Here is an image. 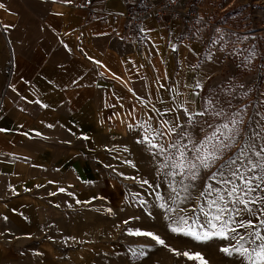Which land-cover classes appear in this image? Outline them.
I'll use <instances>...</instances> for the list:
<instances>
[{
	"label": "crops",
	"instance_id": "0c3cea01",
	"mask_svg": "<svg viewBox=\"0 0 264 264\" xmlns=\"http://www.w3.org/2000/svg\"><path fill=\"white\" fill-rule=\"evenodd\" d=\"M0 4V264H35L54 217L115 203L116 143L145 121L185 122L177 105L200 111L218 65L153 18L132 25L124 0Z\"/></svg>",
	"mask_w": 264,
	"mask_h": 264
},
{
	"label": "rangeland",
	"instance_id": "374dc122",
	"mask_svg": "<svg viewBox=\"0 0 264 264\" xmlns=\"http://www.w3.org/2000/svg\"><path fill=\"white\" fill-rule=\"evenodd\" d=\"M220 3H227L231 7L227 16L218 19V22L226 24L229 28H236L242 33L236 36L229 35L227 38L229 43L223 49H213L210 55L202 56L206 61L216 60L218 72L202 92L201 110L204 101L213 98L214 103L218 101L216 108L222 106L227 115L239 111L244 119V124L241 126L242 134H246L244 138L247 139L253 136L254 132L264 133V128L256 124V121H260L263 123L261 125H264V120H261L264 113L259 103V91L264 83L263 44L259 36H256V39H251L249 36L257 32L255 28L259 22H262L264 0H221ZM203 4L210 6L215 3L207 0ZM236 21L240 24L235 25ZM238 45L241 46L240 49L236 48ZM222 51L226 52L223 59L220 55ZM197 119L202 121V126L189 130L192 132L191 138L200 141L205 135L212 133L215 126L225 122L226 116L217 117L209 113ZM185 123L186 121L181 124ZM141 135L140 126L133 127L131 135L118 141L112 150L109 175L113 177L118 187L115 203L101 206L91 212L84 211L73 216L59 214L54 217L51 221V229L46 230L48 237L41 236L36 241L37 248L40 246L45 248V244L49 242L50 251L45 253V257L36 252L35 264L43 261H48L50 264H198L197 261L189 260L184 256L177 257L169 249L200 253L208 264H241L239 258L228 257L220 251L227 241L213 239L200 242L169 231L168 220L164 211L158 207L161 201L157 196L159 194L166 199L170 195L176 196V193H172L168 187V180L172 177L166 179L161 174L159 166L166 162L164 156H153L144 145L137 143ZM165 139L171 140L177 137L171 136ZM183 142L188 143L187 140ZM262 142L264 140L260 141V137L255 140L258 146ZM240 146L241 144L238 143L230 151H226L224 159L237 153ZM188 147L191 148L192 145L189 143ZM129 161L131 163H128ZM162 171L167 172L170 169L165 168ZM212 171H215V168L211 171L201 170V178L194 182L195 188L189 189L191 199L179 204L180 208L189 211L177 212L173 214L174 216H191L190 210L205 202V197L200 196V193L204 191L206 181L213 187H220L215 180H208ZM131 177L135 179H130ZM143 180H147L148 184L138 182ZM180 180L181 177L176 175L177 183L174 186L182 198L186 193L182 191ZM184 183L187 184L189 181L185 180ZM136 230L158 234L168 247L158 245L148 237L128 234L129 231ZM43 242L44 245L41 244ZM133 250L137 253L142 252L143 255H134Z\"/></svg>",
	"mask_w": 264,
	"mask_h": 264
},
{
	"label": "snow or ice",
	"instance_id": "6c2138e0",
	"mask_svg": "<svg viewBox=\"0 0 264 264\" xmlns=\"http://www.w3.org/2000/svg\"><path fill=\"white\" fill-rule=\"evenodd\" d=\"M0 7L3 5L0 4ZM254 54L253 52L252 55ZM185 87L201 88L202 86L197 82L194 86L185 85ZM160 88H164V85L161 84ZM193 95L199 96L200 93L194 92ZM186 103L195 105L196 101L189 100ZM216 103L213 98H207L201 111H196L194 107L184 104L177 105L187 118L185 124L180 123L179 116L159 120L158 128L152 127L148 121H145L140 125L142 135L137 143L144 145L153 156H164L166 162L159 166L161 174L166 179L169 176L172 177L168 180V187L172 193H176V196L170 195L167 199L159 194L157 196V199L161 201L158 207L164 211L169 231L200 242L213 239L227 241L220 248L226 256L239 258L241 264H264V142L258 149L255 140L261 136L260 132H254L253 136L245 139L246 134H242L241 126L244 124V119L241 113L237 111L229 116L222 106L217 109ZM228 103L230 104V101ZM44 106L47 107V105ZM153 111L160 117H164L176 109L160 110L153 106ZM209 113L217 117L224 115L226 120L215 126L212 133L205 135L200 141L192 139V132L189 129L202 126V121L197 117H204ZM151 119L152 117H149V120ZM261 120H264V116H261ZM256 124L264 128L260 121H256ZM209 127L212 126L209 125ZM171 136H176L177 139H165ZM184 140L188 143H184ZM189 143L192 145L191 148L188 147ZM238 143L241 144L239 151L225 160L226 151H230ZM165 153L168 154L165 156ZM165 168L170 171H162ZM213 168L215 171L211 172L208 180H215L220 187H213L206 181L204 191L200 193V196L205 197V202L193 207L190 210L191 216H174L173 214L177 212L189 211L180 208L179 204L191 199L189 189L195 188L194 182L201 178V170L211 171ZM176 175L181 177L179 183L183 186L182 191L186 193L182 198L174 186L177 183ZM185 180L189 183L185 184ZM138 182L148 184L147 180ZM128 234L148 237L156 244L168 247L164 239L151 231L136 230L129 231ZM169 250L177 257L184 256L189 260L197 261L198 264H208L200 253ZM133 254L143 255L136 250H133Z\"/></svg>",
	"mask_w": 264,
	"mask_h": 264
},
{
	"label": "built area",
	"instance_id": "2783aa9c",
	"mask_svg": "<svg viewBox=\"0 0 264 264\" xmlns=\"http://www.w3.org/2000/svg\"><path fill=\"white\" fill-rule=\"evenodd\" d=\"M204 1L207 0H124L126 18L132 25H138L146 18H153L167 30L176 32L178 40L198 42L206 56L210 55L213 49H223L229 43V35L236 36L242 31L218 22V19L227 16L231 7L229 4L212 0L215 4L208 6L203 4ZM239 24L236 21L235 25ZM255 29L257 32L249 36L251 39H256V36L261 38L264 53L263 22H259ZM236 48L240 49L241 46ZM225 54L226 52H221L222 59Z\"/></svg>",
	"mask_w": 264,
	"mask_h": 264
}]
</instances>
